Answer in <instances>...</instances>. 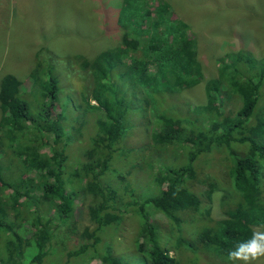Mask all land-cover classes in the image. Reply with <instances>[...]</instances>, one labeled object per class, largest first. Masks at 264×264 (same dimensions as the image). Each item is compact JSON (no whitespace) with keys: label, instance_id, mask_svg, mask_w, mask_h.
Returning a JSON list of instances; mask_svg holds the SVG:
<instances>
[{"label":"trees","instance_id":"obj_1","mask_svg":"<svg viewBox=\"0 0 264 264\" xmlns=\"http://www.w3.org/2000/svg\"><path fill=\"white\" fill-rule=\"evenodd\" d=\"M169 8L164 0H121L117 25L127 36L90 59L74 56L89 74L87 86L75 96L65 93L48 50L36 63L43 70L35 67L29 73L27 92L14 75L0 78V264H87L92 258L99 264H197L198 256L226 263L227 251L249 238L252 227L264 225L259 186L264 177V66L256 72L257 61L249 54L228 55L217 77L203 84L205 104L173 112L166 103L169 96L198 85L203 74L188 27ZM222 86L239 102L232 114L223 112ZM132 115L147 121L135 122ZM138 135L146 138L144 146L125 143ZM215 149L231 155L225 177L236 195L221 198L228 203L224 218L205 222L218 184L200 181L198 195L178 186L194 179L198 157ZM144 151L149 164L159 162L154 176L165 188L137 202L123 164ZM176 152L184 162L171 169L164 159L176 160ZM11 159L20 166L15 183L2 177ZM140 166L139 161L133 169ZM108 176L117 183L109 185ZM76 181L91 197L87 215L93 227L80 231L77 246L62 250L56 242L68 237L58 236V229L75 234L74 195L68 187ZM125 213L138 220L131 263L114 254L101 236L115 233ZM181 213L190 214L186 234ZM159 218L174 227L169 238L173 256L162 244ZM180 251L189 258L181 259Z\"/></svg>","mask_w":264,"mask_h":264},{"label":"rangeland","instance_id":"obj_2","mask_svg":"<svg viewBox=\"0 0 264 264\" xmlns=\"http://www.w3.org/2000/svg\"><path fill=\"white\" fill-rule=\"evenodd\" d=\"M120 1L0 0V78L7 73L14 75L21 82L24 92H27L31 87L29 73L35 67L40 71L43 70V67H37L36 63L44 61V50L46 52L48 50L56 61H51L56 69L55 72L67 88L65 93L76 95L84 85L87 86L89 74L85 68L76 63L74 56L90 59L102 50L114 47L127 36L124 29L117 25L116 12ZM164 1L170 7L172 16L183 21L188 27L186 33L195 43L196 59L203 74V80L198 85L176 90L169 96L166 103L173 109V112L183 113V110H191V108L205 104L203 84L207 80L217 77L220 64L229 63L228 55L241 51L249 54L252 59L257 61L256 72L261 66H264V0ZM37 52L40 53L36 55V59ZM43 81L46 80L43 79ZM65 96L62 99L63 104L68 103L69 100L68 96ZM219 96L223 112H230V114L236 112L239 102L233 94H229L224 86L222 89L220 88ZM260 105H262L261 102ZM136 116L132 115V120L140 122L139 118L142 116L139 118ZM144 119L147 121L146 116L143 121ZM137 138L126 139L125 143L137 147L146 144V138L144 139L140 135ZM237 149L241 152L240 147ZM43 152L46 153V149ZM145 153L146 151L139 153L135 160L125 161L123 164L124 171H130L125 177V182L135 191L137 202L155 195L158 190L165 188L162 178L157 176L160 170L159 162L154 160L149 164L144 159ZM160 154H164V150ZM176 155V160L172 156L164 159L171 169H176V164L182 165L184 162L180 153L176 152ZM230 157L228 152L224 154L223 150L219 149L202 154L195 162L197 176L192 180L181 181L178 186L191 189L198 195V191L202 188L200 181L207 179L218 184L211 194L210 213L204 218L205 222L224 218L228 203L225 198L223 200L221 198L225 196V193H229L227 196L229 198L231 194L235 193L225 177V172L230 165ZM139 161L141 166L133 169V165ZM80 162V159L76 160L77 164ZM19 169L20 166L14 159L7 162L2 172L4 181L9 183L18 181L21 177ZM120 170L122 171L121 168ZM156 172L157 175L154 176ZM32 177H34L33 173L27 175L29 179ZM106 180L110 183L109 185H114L118 181L114 176H108ZM259 186H263L264 190V177ZM79 188H81V184L77 181L71 184L70 188L68 187L74 195L71 198L73 199L75 234L71 235L63 228L58 229V236L68 237L66 239L59 238L58 243L56 242L55 247L62 250L77 246L80 242V231L83 228L91 229L93 227L87 215L91 197L81 192ZM233 195L232 199L235 197ZM201 206L206 207L204 204ZM189 215L188 213L179 214V217L184 220L180 224V228L185 229L182 234H186L190 229L186 221ZM156 221L161 223L160 227L164 233L161 237L162 244L165 245L168 254L173 256L174 252L169 238L171 236L174 238V227L170 222H165L160 218ZM137 222L135 216L125 213L122 223L115 233L108 231L101 235L104 243L111 247L114 254L123 256L130 263L131 260H134L131 259V255L134 251L133 237H136ZM257 228L264 230V225L251 229L253 231ZM178 255L181 259H184L181 256L189 258V254L181 251ZM58 257L61 261L59 254L56 258ZM198 260L197 264H231L228 261L224 263L223 260L209 258L204 260L203 256H198ZM50 264H61V262L54 263L52 260ZM87 264H99V262L92 258L91 261L88 260ZM236 264H241V262L237 261ZM255 264H264V258L256 261Z\"/></svg>","mask_w":264,"mask_h":264},{"label":"clouds","instance_id":"obj_3","mask_svg":"<svg viewBox=\"0 0 264 264\" xmlns=\"http://www.w3.org/2000/svg\"><path fill=\"white\" fill-rule=\"evenodd\" d=\"M261 258H264V230L257 228L249 238L238 241L227 251L226 260L231 264L237 261L241 264H255Z\"/></svg>","mask_w":264,"mask_h":264}]
</instances>
